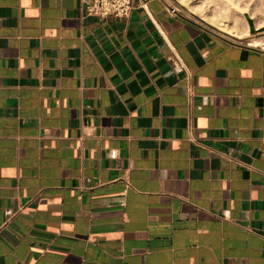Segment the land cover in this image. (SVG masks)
Instances as JSON below:
<instances>
[{
	"label": "crops",
	"instance_id": "0c3cea01",
	"mask_svg": "<svg viewBox=\"0 0 264 264\" xmlns=\"http://www.w3.org/2000/svg\"><path fill=\"white\" fill-rule=\"evenodd\" d=\"M84 5L0 0V264H264V50Z\"/></svg>",
	"mask_w": 264,
	"mask_h": 264
},
{
	"label": "rangeland",
	"instance_id": "374dc122",
	"mask_svg": "<svg viewBox=\"0 0 264 264\" xmlns=\"http://www.w3.org/2000/svg\"><path fill=\"white\" fill-rule=\"evenodd\" d=\"M166 1L168 4L178 7L183 12L201 20L215 30L221 31L197 14L192 13L189 10L191 8L182 5L180 0ZM191 6L197 9L199 15L202 13L209 15L208 18L211 20L218 18L227 20L226 22L231 29L238 31L241 35H244L249 29L243 38L232 37L239 42L251 43L255 46L249 44L250 46L264 50V0H193Z\"/></svg>",
	"mask_w": 264,
	"mask_h": 264
},
{
	"label": "built area",
	"instance_id": "2783aa9c",
	"mask_svg": "<svg viewBox=\"0 0 264 264\" xmlns=\"http://www.w3.org/2000/svg\"><path fill=\"white\" fill-rule=\"evenodd\" d=\"M152 0H84V14L85 15H92L99 18H110V17H128L132 13V11L138 7L144 8L145 10H149V3ZM170 8L174 12H179V8L170 5ZM160 33L166 39V33L160 28ZM178 62L180 66L183 68L185 73L184 77L187 82V97L188 102L191 104L193 102L194 96V85L192 84V72L186 66V64L178 58ZM190 130V138L193 141H197L193 132V125L190 123L189 125ZM82 264H89L88 262H83Z\"/></svg>",
	"mask_w": 264,
	"mask_h": 264
},
{
	"label": "bare ground",
	"instance_id": "6f19581e",
	"mask_svg": "<svg viewBox=\"0 0 264 264\" xmlns=\"http://www.w3.org/2000/svg\"><path fill=\"white\" fill-rule=\"evenodd\" d=\"M193 1V0H192ZM191 0H180V3L182 4V5H184V6H189L191 9H189L192 13H194V14H197L200 18H202L203 20H205L206 22H208V23H210V24H212V25H214L215 27H217L218 29H220L222 32H225V33H228V34H231V35H233V36H235V37H243V36H245L247 33H248V31H249V29H248V31H246L245 33H244V35L242 34L241 35V33H239L238 31H234L233 29H231V27L227 24V20H225V19H222V18H218V19H216V20H211V19H209L208 18V16L209 15H207L206 13H202L201 15H199V13H198V11H197V9L195 8V7H192L191 6V2H192ZM235 29V28H234ZM246 29V28H245Z\"/></svg>",
	"mask_w": 264,
	"mask_h": 264
}]
</instances>
